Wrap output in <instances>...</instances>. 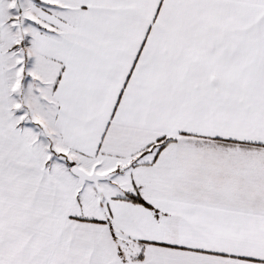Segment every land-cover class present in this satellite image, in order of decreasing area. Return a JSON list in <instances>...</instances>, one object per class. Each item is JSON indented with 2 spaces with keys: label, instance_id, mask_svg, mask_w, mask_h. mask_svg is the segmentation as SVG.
Listing matches in <instances>:
<instances>
[{
  "label": "snow or ice",
  "instance_id": "6c2138e0",
  "mask_svg": "<svg viewBox=\"0 0 264 264\" xmlns=\"http://www.w3.org/2000/svg\"><path fill=\"white\" fill-rule=\"evenodd\" d=\"M0 264H264V0H0Z\"/></svg>",
  "mask_w": 264,
  "mask_h": 264
}]
</instances>
